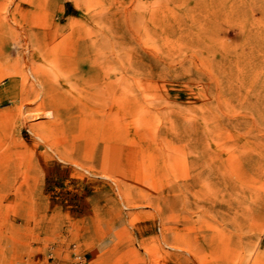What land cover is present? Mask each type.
Returning <instances> with one entry per match:
<instances>
[{
	"label": "rangeland",
	"instance_id": "rangeland-1",
	"mask_svg": "<svg viewBox=\"0 0 264 264\" xmlns=\"http://www.w3.org/2000/svg\"><path fill=\"white\" fill-rule=\"evenodd\" d=\"M0 264H264V0H0Z\"/></svg>",
	"mask_w": 264,
	"mask_h": 264
}]
</instances>
